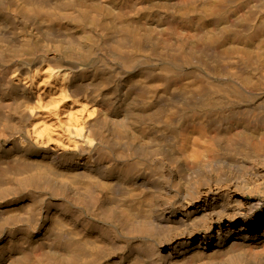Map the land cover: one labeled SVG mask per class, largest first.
<instances>
[{"label": "bare ground", "instance_id": "obj_1", "mask_svg": "<svg viewBox=\"0 0 264 264\" xmlns=\"http://www.w3.org/2000/svg\"><path fill=\"white\" fill-rule=\"evenodd\" d=\"M0 264H264V0H0Z\"/></svg>", "mask_w": 264, "mask_h": 264}]
</instances>
